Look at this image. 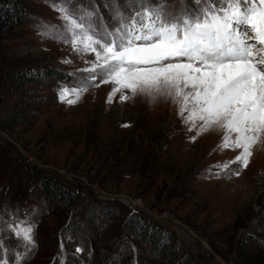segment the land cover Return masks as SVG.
Returning a JSON list of instances; mask_svg holds the SVG:
<instances>
[{
  "label": "rangeland",
  "instance_id": "obj_1",
  "mask_svg": "<svg viewBox=\"0 0 264 264\" xmlns=\"http://www.w3.org/2000/svg\"><path fill=\"white\" fill-rule=\"evenodd\" d=\"M138 2L21 0L23 22L0 36V236L10 264L24 248L7 224L25 216L35 228L25 264H240L246 252L264 264V139L246 168L216 175L239 150L221 149V129L189 131L169 96L121 102L117 93L109 104L108 83L71 106L58 99L94 56L44 34L65 26L56 8L111 25L117 7ZM60 184L64 198L44 188Z\"/></svg>",
  "mask_w": 264,
  "mask_h": 264
},
{
  "label": "snow or ice",
  "instance_id": "obj_2",
  "mask_svg": "<svg viewBox=\"0 0 264 264\" xmlns=\"http://www.w3.org/2000/svg\"><path fill=\"white\" fill-rule=\"evenodd\" d=\"M180 4L177 10L164 0L159 5L139 0L127 11L117 7L111 25H98L93 11L56 8L65 26L44 34L70 44L77 54L94 56L88 67L69 74L77 86H61L58 99L71 106L89 87L108 83L113 85L109 104L117 93L121 102L130 98L127 93L169 96L189 131L198 128L199 136L221 129V149L239 150L216 175L233 165L246 168L253 146L264 139V0ZM7 231L24 248L15 264H25L35 248L34 223L17 218ZM4 239L0 236V264H10Z\"/></svg>",
  "mask_w": 264,
  "mask_h": 264
},
{
  "label": "trees",
  "instance_id": "obj_3",
  "mask_svg": "<svg viewBox=\"0 0 264 264\" xmlns=\"http://www.w3.org/2000/svg\"><path fill=\"white\" fill-rule=\"evenodd\" d=\"M24 14H25L24 7L23 4H21V0H0V36L6 30L11 28L14 24L22 23L23 22L22 18ZM23 79L26 78L24 77ZM19 122L20 121H17V123ZM44 188H47L48 193L55 198L66 197V192H65L66 190L63 189V187H61V184L56 186H48ZM87 212L91 215V218H93L96 215L97 210L92 206L89 208V210H87ZM157 237L158 236L156 235V237L153 239V243L156 242ZM239 257L241 259L240 264H252L251 259H249V255H247V252L244 253L243 255L240 254Z\"/></svg>",
  "mask_w": 264,
  "mask_h": 264
},
{
  "label": "bare ground",
  "instance_id": "obj_4",
  "mask_svg": "<svg viewBox=\"0 0 264 264\" xmlns=\"http://www.w3.org/2000/svg\"><path fill=\"white\" fill-rule=\"evenodd\" d=\"M215 131V130H214ZM213 131V132H214ZM219 133V131H218V129H216V131L213 133V135H214V137L217 135ZM219 135V134H218ZM258 145V144H257ZM255 147H256V145L255 146H253V149H252V151L254 152L255 151ZM257 150L259 151V147L257 148ZM256 152V151H255Z\"/></svg>",
  "mask_w": 264,
  "mask_h": 264
}]
</instances>
